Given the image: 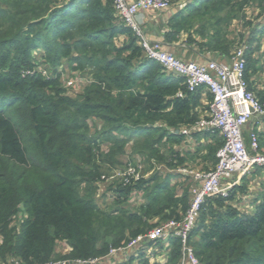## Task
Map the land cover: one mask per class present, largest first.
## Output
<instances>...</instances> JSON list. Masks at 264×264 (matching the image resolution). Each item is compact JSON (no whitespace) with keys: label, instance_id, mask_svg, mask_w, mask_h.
Masks as SVG:
<instances>
[{"label":"trees","instance_id":"obj_1","mask_svg":"<svg viewBox=\"0 0 264 264\" xmlns=\"http://www.w3.org/2000/svg\"><path fill=\"white\" fill-rule=\"evenodd\" d=\"M182 3L164 42L183 38L223 62L242 48L247 89L264 101V0L171 6ZM66 73L86 83L70 90ZM211 101L205 86L188 91L146 56L113 0H0V264L102 258L182 220L194 184L177 170H211L223 137L196 131L190 148L180 131L206 117ZM251 130L264 155V131ZM125 155L152 174L103 180L125 169ZM263 173L255 165L226 197L204 199L188 239L198 264H264V180L249 192ZM167 245L144 241L115 264H178L180 240Z\"/></svg>","mask_w":264,"mask_h":264},{"label":"built area","instance_id":"obj_2","mask_svg":"<svg viewBox=\"0 0 264 264\" xmlns=\"http://www.w3.org/2000/svg\"><path fill=\"white\" fill-rule=\"evenodd\" d=\"M175 0H113L116 14L139 39L146 56L156 60L168 71L175 70L185 79L188 91H194L199 86H205L212 96L206 117L201 118L195 125L182 129L183 135L196 131L218 130L223 137V145L216 152V163L211 170L179 168L183 176L191 178L194 186L191 189V202L185 216L180 221H168L153 228L147 235L139 236L124 248L110 249L102 258L90 260H58L47 264H108L107 260L115 255L126 254L135 250L142 242L176 237L181 243V255L178 264H198L193 248L189 244V234L197 220L199 210L205 198L220 196L226 197L236 185L240 177L249 173L255 165L264 167V155L258 153L257 134H249V148L246 146L243 129L253 119L264 126V101L260 102L252 92L248 91L244 79L245 60L243 49L237 48L229 62L208 60L205 63L185 62L176 58L165 47L151 41L147 36L143 23L139 19L140 12L165 11ZM81 79L66 82L70 90H77L76 84ZM79 83V82H78ZM86 83V80H84ZM180 96V95H179ZM260 120V121H259ZM257 122V123H258ZM141 166L137 168L128 165L112 178L102 177L109 181L116 177H127L133 181L141 178ZM166 248L168 249L167 242ZM124 261V260H123ZM122 261V262H123ZM13 264H18L17 262Z\"/></svg>","mask_w":264,"mask_h":264},{"label":"crops","instance_id":"obj_3","mask_svg":"<svg viewBox=\"0 0 264 264\" xmlns=\"http://www.w3.org/2000/svg\"><path fill=\"white\" fill-rule=\"evenodd\" d=\"M133 1V0H128ZM184 3L180 4L179 6H171L165 11L157 12V11H147V12H140L139 13V19L143 23L145 31L147 36L151 39V41L158 42L162 44L165 49H167L170 53H172L176 58L185 61V62H196V63H205L208 60H213L216 62H223L219 57H211L208 55H199L197 51L187 48L185 45L183 38H181L178 42H173L171 44H166L163 39V33L166 30V21L176 12H178V9L182 7ZM225 62H228V60H225ZM260 88V87H258ZM202 103H205V100L202 101ZM260 121V120H259ZM258 119L255 118L251 120L246 127L243 129V136L244 139L249 135V132H251L254 128H256L258 131H264V126H262L261 122H258ZM186 143L188 147L192 148L194 146L192 138H187ZM186 145V146H187ZM200 169V168H199ZM201 170V169H200ZM203 170V169H202ZM243 177V176H242ZM238 180L235 186L240 185V180ZM264 180V173L255 181L251 180V185L249 192L255 193L258 190V187L255 186L258 185V182ZM246 204V203H245ZM245 209L252 211V207L250 205H244ZM167 242V241H165ZM164 242V247L166 246V243ZM57 252L61 255L66 254L68 252V248L64 244L58 245ZM129 254V252H128ZM128 254H126L128 256ZM124 259V254L122 255H115L109 258L107 261L108 264H115L122 262Z\"/></svg>","mask_w":264,"mask_h":264},{"label":"rangeland","instance_id":"obj_4","mask_svg":"<svg viewBox=\"0 0 264 264\" xmlns=\"http://www.w3.org/2000/svg\"><path fill=\"white\" fill-rule=\"evenodd\" d=\"M81 79L80 81H78L77 82V84H76V86L78 87L79 86V88L77 89V90H79L80 88H81V86L83 85V84H85L84 83V78H86L85 76H83L82 74H79V75H71V74H69V73H66V74H64L63 76H62V82H63V85H64V87L66 86L65 84H66V82H68V81H70V80H72V81H75L76 79ZM68 88V87H67ZM77 90L75 91V92H77ZM75 94V93H74ZM72 94H70V96H71ZM78 95V94H77ZM74 96H76V95H74ZM120 160L123 162V164H124V166L122 167L123 169L125 168H127V163H128V157L125 155L124 157H122V158H120ZM201 169V167L200 166H195L193 169ZM144 169H145V167H144ZM199 169V170H200ZM119 171H122V170H116L114 173H112L111 175H109V177H111L112 178V176L113 175H116ZM253 171V167L251 168V170H250V172H249V174L251 173ZM143 178H148L151 174H152V172L151 171H148V167H146V169H145V171H143V170H140V173H139ZM175 181H177V180H175ZM175 181H173V184H175L176 182ZM178 184V183H177ZM104 186L103 185H101V191H100V197L98 198L100 201L99 202H103L105 205H108L109 204V199H107L106 200V198H103V197H101V194L103 193V191H104V188H103ZM106 264V263H105Z\"/></svg>","mask_w":264,"mask_h":264},{"label":"water","instance_id":"obj_5","mask_svg":"<svg viewBox=\"0 0 264 264\" xmlns=\"http://www.w3.org/2000/svg\"><path fill=\"white\" fill-rule=\"evenodd\" d=\"M228 62H229V61H228ZM171 73H172L174 76L182 77V75H181L179 72L175 71V70H172ZM145 241L148 242L147 240H145Z\"/></svg>","mask_w":264,"mask_h":264}]
</instances>
